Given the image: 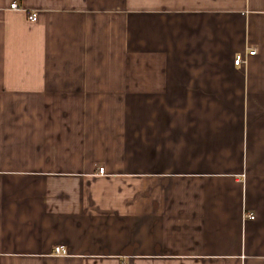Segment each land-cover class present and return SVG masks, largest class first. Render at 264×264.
<instances>
[{"label":"crops","instance_id":"0c3cea01","mask_svg":"<svg viewBox=\"0 0 264 264\" xmlns=\"http://www.w3.org/2000/svg\"><path fill=\"white\" fill-rule=\"evenodd\" d=\"M0 264H264V0H0Z\"/></svg>","mask_w":264,"mask_h":264},{"label":"built area","instance_id":"2783aa9c","mask_svg":"<svg viewBox=\"0 0 264 264\" xmlns=\"http://www.w3.org/2000/svg\"><path fill=\"white\" fill-rule=\"evenodd\" d=\"M11 9H17L18 6L15 2H12L10 4ZM27 19L29 21H35L37 19V13L35 11H30L27 13ZM255 53V50H250L248 52L249 55H252ZM243 58L241 56H236L234 59V64L238 65L243 62ZM97 173L102 174L103 173V167H99ZM249 218H253V215H248ZM54 254L56 255H64L66 254V249H64L62 246H55L53 249Z\"/></svg>","mask_w":264,"mask_h":264}]
</instances>
